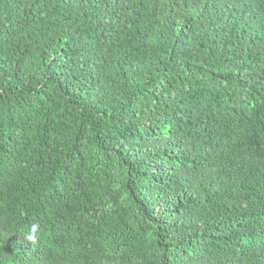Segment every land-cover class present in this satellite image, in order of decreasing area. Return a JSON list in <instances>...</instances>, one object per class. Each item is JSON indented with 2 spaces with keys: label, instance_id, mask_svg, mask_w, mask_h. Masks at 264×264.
<instances>
[{
  "label": "trees",
  "instance_id": "1",
  "mask_svg": "<svg viewBox=\"0 0 264 264\" xmlns=\"http://www.w3.org/2000/svg\"><path fill=\"white\" fill-rule=\"evenodd\" d=\"M0 264H264V0H0Z\"/></svg>",
  "mask_w": 264,
  "mask_h": 264
},
{
  "label": "clouds",
  "instance_id": "2",
  "mask_svg": "<svg viewBox=\"0 0 264 264\" xmlns=\"http://www.w3.org/2000/svg\"><path fill=\"white\" fill-rule=\"evenodd\" d=\"M39 229L40 225L38 222L32 223L24 233V238L32 244L39 243Z\"/></svg>",
  "mask_w": 264,
  "mask_h": 264
}]
</instances>
